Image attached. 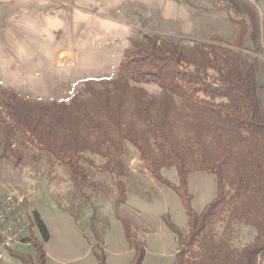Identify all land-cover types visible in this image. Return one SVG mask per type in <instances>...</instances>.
I'll use <instances>...</instances> for the list:
<instances>
[{
    "label": "trees",
    "instance_id": "16d2710c",
    "mask_svg": "<svg viewBox=\"0 0 264 264\" xmlns=\"http://www.w3.org/2000/svg\"><path fill=\"white\" fill-rule=\"evenodd\" d=\"M251 13L232 17L238 33L230 41L217 33L192 45L158 36L135 39L114 77L83 82L69 101H29L1 89L0 149L8 151L17 142L49 154L69 170L87 200L92 199L88 190L97 189L88 163L112 176L120 207L127 204L125 147L130 144L187 212L185 229L167 221L177 241L173 264H264V98L259 65L250 54L260 39ZM169 169L177 181L164 175ZM196 173L213 176L217 186L201 212L193 207L189 186ZM30 219L24 244L36 253L20 255L21 264H47L49 230L37 211ZM118 220L133 253L131 264H143L147 243L141 229L129 219ZM240 229L253 233L243 246L235 243ZM102 248L96 256L107 264Z\"/></svg>",
    "mask_w": 264,
    "mask_h": 264
},
{
    "label": "rangeland",
    "instance_id": "374dc122",
    "mask_svg": "<svg viewBox=\"0 0 264 264\" xmlns=\"http://www.w3.org/2000/svg\"><path fill=\"white\" fill-rule=\"evenodd\" d=\"M250 12L260 27L258 48L250 54L259 65L264 98V0H0V90L29 101H69L83 82L114 77L135 39L158 36L192 45L217 33L230 41L238 33L232 17L250 18ZM27 148L16 142L8 151L0 149V201L24 198L29 214L41 215L50 233L44 243L47 264H99L100 243L107 264H131L133 253L118 217L141 229L147 243L143 264L174 263L177 241L167 221L185 229L187 212L179 196L151 176L134 146L125 147L127 204L120 207L110 174L84 163L97 188L88 190L92 199L87 200L67 168ZM164 175L177 181L172 169ZM189 186L197 212L217 193L215 179L206 173L194 174ZM35 234L40 240L37 229ZM252 236L251 230L240 229L235 243L246 245ZM35 253L29 243L18 245L0 264H21L20 255Z\"/></svg>",
    "mask_w": 264,
    "mask_h": 264
},
{
    "label": "built area",
    "instance_id": "2783aa9c",
    "mask_svg": "<svg viewBox=\"0 0 264 264\" xmlns=\"http://www.w3.org/2000/svg\"><path fill=\"white\" fill-rule=\"evenodd\" d=\"M30 216L24 198L7 196L0 201V263L29 237Z\"/></svg>",
    "mask_w": 264,
    "mask_h": 264
}]
</instances>
